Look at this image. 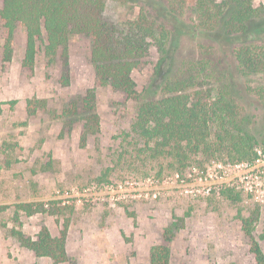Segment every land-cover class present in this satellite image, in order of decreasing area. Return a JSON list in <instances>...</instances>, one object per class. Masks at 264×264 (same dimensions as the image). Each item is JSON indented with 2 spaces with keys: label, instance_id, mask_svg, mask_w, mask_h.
Here are the masks:
<instances>
[{
  "label": "rangeland",
  "instance_id": "rangeland-1",
  "mask_svg": "<svg viewBox=\"0 0 264 264\" xmlns=\"http://www.w3.org/2000/svg\"><path fill=\"white\" fill-rule=\"evenodd\" d=\"M175 3L181 7L175 29L158 0L144 6L156 31L165 27L169 39L164 55L157 41H149L141 65L131 73L135 98L95 85L92 42L85 34L68 37L64 66L61 50L52 62L44 57L43 33L34 67L24 71L25 31L17 27L11 60L2 62L0 21V264H53L21 247L9 231L33 238L46 226L58 236L66 220L67 261L60 264H148L150 247L164 243L163 232L173 223L169 264H254L240 218L258 209L252 235L257 239L264 233V181L254 178L263 167L232 169L237 163L227 158V143L178 162L166 153L154 157L133 135H125L142 100L160 98L166 82L177 76L188 78L189 70L178 74L181 64L205 59L213 77L222 76V83L231 85L240 128L264 149V101L256 94L264 91V71L229 74L237 45L198 31L194 0ZM252 4L257 7L264 0ZM143 5L106 0L104 17L125 24L137 18ZM197 75L194 70L192 76ZM204 80L189 84L202 101L213 102L214 86ZM89 91L94 97L87 109ZM28 99L36 100L32 116L26 112ZM92 115L97 123H86ZM216 123L212 118L209 124L212 142L219 133ZM87 124L94 130H85ZM226 188L239 193V202L221 195ZM23 203L44 204V211L26 216L16 211ZM258 243L264 252V240Z\"/></svg>",
  "mask_w": 264,
  "mask_h": 264
},
{
  "label": "trees",
  "instance_id": "trees-1",
  "mask_svg": "<svg viewBox=\"0 0 264 264\" xmlns=\"http://www.w3.org/2000/svg\"><path fill=\"white\" fill-rule=\"evenodd\" d=\"M106 0H1L0 21L2 28V62H9L12 56L13 35L17 27L25 31V48L21 69L32 71L37 54V41L45 35L44 57L54 60L61 50L63 65L66 66L68 37L72 34H85L91 39L90 63L94 72L96 86H110L129 98L137 96L131 73L141 65L146 56L151 39L157 41L162 55L166 53L169 31L161 27L156 31L155 22L149 21L144 6H151L152 0L143 1L140 14L125 24L107 21L104 17ZM164 5L161 0H158ZM168 2L167 22L176 28L178 8L175 0ZM185 3V0H181ZM198 31L205 35H214L223 42L237 45L231 55L229 74L242 77L264 71V4L253 6L252 0H194ZM173 29V30H174ZM158 35V36H157ZM258 45V46H257ZM259 50L257 53L256 51ZM184 76L169 80L164 86V94L156 100H142L139 103L134 120L126 136L133 135L143 148L154 157L168 156L178 162H184L188 154L215 152L223 143H227V158L233 163L250 162L255 159L257 141L240 128L237 112L239 108L231 94L232 87L222 83V76L214 78L213 69L207 66V60L188 62L178 68V74ZM196 70L197 76H192ZM172 78V77H171ZM197 78L206 79L212 84L217 96L213 102L202 101L199 91L191 84ZM189 79V80H187ZM191 91V92H190ZM257 98L264 101V91H257ZM93 93L88 92L84 104L92 107ZM36 100L26 101L29 116L36 112ZM96 115L86 123H97ZM215 119L219 127L217 142L210 141V122ZM85 130L93 131L92 125ZM264 143V140H262ZM225 199L237 203L239 193L226 188L221 191ZM44 204L23 203L16 205V211L26 216L44 211ZM258 209L247 217H241V230L249 239V252L254 264H264V252L258 241L264 240V233L257 239L253 237L254 226L258 221ZM176 224H171L163 232V244L153 245L149 249L148 264H169L171 240ZM68 220L64 221L58 236H52L46 226H41L32 238L22 231L11 229L10 235L19 245L37 258H47L53 264L67 261L65 238Z\"/></svg>",
  "mask_w": 264,
  "mask_h": 264
},
{
  "label": "built area",
  "instance_id": "built-area-1",
  "mask_svg": "<svg viewBox=\"0 0 264 264\" xmlns=\"http://www.w3.org/2000/svg\"><path fill=\"white\" fill-rule=\"evenodd\" d=\"M256 157L254 160L250 162H241L234 164L232 166V169H247L251 171L253 168L256 167H263L261 170H259L260 176L258 175V172L254 174L255 179H261L264 181V149L263 148H256L255 149ZM246 177L243 176L242 179H245ZM264 188V186H263Z\"/></svg>",
  "mask_w": 264,
  "mask_h": 264
}]
</instances>
